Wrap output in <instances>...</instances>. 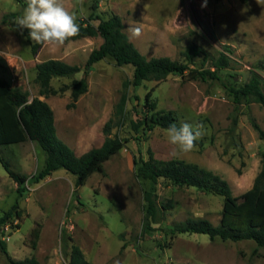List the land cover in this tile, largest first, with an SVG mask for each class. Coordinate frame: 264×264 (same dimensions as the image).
I'll return each instance as SVG.
<instances>
[{
    "label": "rangeland",
    "instance_id": "obj_1",
    "mask_svg": "<svg viewBox=\"0 0 264 264\" xmlns=\"http://www.w3.org/2000/svg\"><path fill=\"white\" fill-rule=\"evenodd\" d=\"M24 1V0H23ZM64 0L83 21L97 27L118 15L124 25L140 26L142 34L129 41L148 59L170 58L184 62L191 45L202 47L212 59L223 53L229 68L221 80L202 82L172 74L167 80L144 82L131 88L123 125L116 126V109L123 83L132 80L134 68L118 67L105 59L89 68L88 92L73 105V78L51 82L53 94L41 95L36 66L49 60L84 67L90 54L103 43L101 36L67 42L57 48L32 42L16 30L15 19L5 15L23 12L20 0H0V80L19 88L29 100L46 102L55 115L59 138L81 156L100 148L108 138H120L124 148L104 164L82 187L76 176L60 169L36 184L45 167L46 154L35 142L0 146V157L11 169L28 177L27 192L20 197L18 185L0 163V219L19 203L23 216L13 214L0 226V241L14 261L35 258L40 264H70L72 248L81 249L92 264H264V248L253 241L211 240L207 235L172 232L192 220L219 226L224 198L197 188L177 186L160 179L154 186L159 213L148 217L144 194L153 185L137 176L140 160L152 151L158 160H180L210 171L225 180L235 197L249 191L261 170L264 141L253 123L264 131V108L243 102L236 105L226 85L245 86L253 76L264 93V0ZM195 69H212L211 62L195 60ZM153 91L155 112H173L175 123H189L202 131L203 146L179 153L168 143L163 128L139 127L151 113L145 96ZM113 128L105 132L108 122ZM176 153V154H174ZM168 206L167 209L164 207ZM40 225L34 244L32 233ZM0 264H10L0 247Z\"/></svg>",
    "mask_w": 264,
    "mask_h": 264
},
{
    "label": "trees",
    "instance_id": "obj_2",
    "mask_svg": "<svg viewBox=\"0 0 264 264\" xmlns=\"http://www.w3.org/2000/svg\"><path fill=\"white\" fill-rule=\"evenodd\" d=\"M26 6V0H20ZM20 16V13L5 15L3 21L10 22ZM80 25L79 36L70 41L101 36L102 45L94 50L84 67L71 66L62 61L49 60L36 66V82L41 88V95L53 94L51 82L56 78H73L83 72L84 77L80 81H74L72 87L73 105L81 96L88 92L89 68L105 59H112L118 67L130 65L134 68L132 80L123 83V93L116 109L118 122L116 126L123 125L129 91L140 88L144 82L160 83L172 75L180 74L190 80L202 82L221 80L220 72L229 68L230 61L226 54H221L218 59H212L209 54L198 45L189 46L183 53L184 62L174 61L170 58H151L144 56L128 39L124 33V25L118 15H113L107 21H100L97 27L83 21ZM16 30L21 35L29 38L28 29ZM69 41V42H70ZM40 44L33 45L36 53ZM199 57L203 63L211 62L212 69H195L193 64ZM229 93L234 97L236 105L243 102L255 103L264 108V93L260 88V81L253 76L249 83L241 88L226 85ZM153 89L145 96V107L150 118L145 116L139 122H132L133 127L154 129L160 127L167 129L175 123L173 112H155L156 102L153 98ZM253 126L264 141V131L254 123ZM177 125V124H176ZM179 126V125H177ZM113 128L112 121L108 122L105 132L109 133ZM27 141L37 143L46 154L45 167L37 177L36 184L51 177L54 172L63 169L76 176V186H84L88 179L95 173L104 174V164L114 155L120 152L125 142L120 138H108L100 148L92 149L78 156L57 133L55 115L52 108L40 99L29 100V95L19 88L12 87L7 81L0 80V146L18 145ZM196 146H203L201 141H196ZM0 163L10 178L18 185L20 197L27 192L25 183L28 177L13 171L9 164L0 157ZM137 176L153 187L146 191L144 199L148 217L155 219L159 209L155 200L154 186L160 179L168 180L177 186L197 188L224 198V205L219 226H214L207 220H192L180 225L173 230V235L200 234L207 235L211 240L220 239L234 243L253 241L259 248H264V155L261 162V170L255 179L253 187L240 197H235L229 184L220 176L188 164L180 160H158L152 151H149V159L140 160L136 163ZM166 205L164 208L167 209ZM15 214L20 220L23 216L19 203H16L10 212L0 219L1 225H8V219ZM40 237V225H37L32 233L34 244ZM2 252L7 256L10 264H40L35 258L24 261H14L8 254L7 249L0 241ZM70 264H92L88 262L81 249L77 246L72 248Z\"/></svg>",
    "mask_w": 264,
    "mask_h": 264
},
{
    "label": "clouds",
    "instance_id": "obj_3",
    "mask_svg": "<svg viewBox=\"0 0 264 264\" xmlns=\"http://www.w3.org/2000/svg\"><path fill=\"white\" fill-rule=\"evenodd\" d=\"M207 6L204 0L202 7ZM14 23L18 29H28L32 42L40 45L63 47L72 38L79 36L77 17L64 4V0H26V6ZM129 39L139 38L140 26L129 25L126 29ZM168 143L179 153H189L196 148V141L202 137L199 126L189 123L180 126L171 124L166 130ZM176 154V153H174Z\"/></svg>",
    "mask_w": 264,
    "mask_h": 264
}]
</instances>
